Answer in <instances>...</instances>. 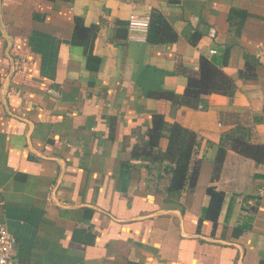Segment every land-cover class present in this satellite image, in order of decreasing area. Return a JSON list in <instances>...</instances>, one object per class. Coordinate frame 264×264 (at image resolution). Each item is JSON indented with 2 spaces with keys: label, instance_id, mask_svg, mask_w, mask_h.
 Wrapping results in <instances>:
<instances>
[{
  "label": "crops",
  "instance_id": "obj_1",
  "mask_svg": "<svg viewBox=\"0 0 264 264\" xmlns=\"http://www.w3.org/2000/svg\"><path fill=\"white\" fill-rule=\"evenodd\" d=\"M155 10L176 41H114L118 21ZM76 18L99 27L92 69L72 43ZM202 57L232 97L198 108L151 97L184 94ZM156 114L197 136V183L179 198L173 164L155 160L168 134L154 161L132 157ZM238 126L264 146V0H0V224L17 264H264V165L229 149L214 179ZM211 187L224 194L216 225L203 219Z\"/></svg>",
  "mask_w": 264,
  "mask_h": 264
},
{
  "label": "trees",
  "instance_id": "obj_2",
  "mask_svg": "<svg viewBox=\"0 0 264 264\" xmlns=\"http://www.w3.org/2000/svg\"><path fill=\"white\" fill-rule=\"evenodd\" d=\"M49 1L54 2L57 0ZM61 1L72 2V0ZM237 15L239 18H242V20H245L247 17L245 12L232 10L229 19L232 20V17L235 18ZM242 27V25L238 26V30ZM98 29L99 27L97 26L86 28L82 19H75L72 43L84 47L87 54L89 69L94 68V66H99L100 63V60L94 56L92 49ZM127 40L128 22L124 23L118 21L114 41ZM176 40L177 34L168 21L160 12L156 10L153 11L151 14L150 28L147 34V42L158 45L171 43ZM251 61L255 62L252 58ZM254 67H256V64H254ZM240 77L248 79L250 74H244L241 71ZM188 80V86L182 95L173 93H151L150 95L155 99L167 100L180 106L198 108L203 96L223 94L232 97L236 90L234 83L211 61L203 57L201 58L199 73L196 75L189 74ZM167 134L169 135V148L166 153H163L158 149L159 142L164 137H167ZM250 136L251 130L242 126H238L231 132L222 136L216 159L214 179L219 177L229 149H232L245 158L253 160L257 165H264V146L251 144L249 139ZM147 138L148 140L143 142L142 149H139V147L134 149L133 159L154 161L149 159L152 151L158 149L157 158H155V160H159L160 162L169 160L173 164V167L169 170L171 174V183L167 189L168 196L171 198H179L187 184L194 189L198 179V170H194L190 174L189 165L193 151L197 145L196 134L183 128L179 124H168L163 115L156 114L153 116V125L148 131ZM208 195L210 196L211 202L204 212L203 219L213 221L216 225L223 205L224 194L211 187L208 189ZM202 221L203 220H200L201 223Z\"/></svg>",
  "mask_w": 264,
  "mask_h": 264
},
{
  "label": "built area",
  "instance_id": "obj_3",
  "mask_svg": "<svg viewBox=\"0 0 264 264\" xmlns=\"http://www.w3.org/2000/svg\"><path fill=\"white\" fill-rule=\"evenodd\" d=\"M151 16L131 15L128 19V39L134 42L146 40L150 28ZM15 238L4 224H0V264H17L14 258Z\"/></svg>",
  "mask_w": 264,
  "mask_h": 264
}]
</instances>
